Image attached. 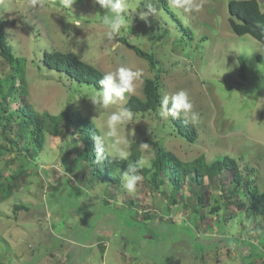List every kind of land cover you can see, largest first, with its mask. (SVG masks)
I'll list each match as a JSON object with an SVG mask.
<instances>
[{
    "label": "rangeland",
    "instance_id": "374dc122",
    "mask_svg": "<svg viewBox=\"0 0 264 264\" xmlns=\"http://www.w3.org/2000/svg\"><path fill=\"white\" fill-rule=\"evenodd\" d=\"M164 1L170 11L159 0L156 16L146 24L139 18L147 11L144 0H127L129 26L108 40L101 19L105 10L93 0H75L71 9L62 0H40L35 6L32 0H0L5 40L24 65L16 75L0 55V96L15 77L43 129L40 149L28 116L20 120L7 112L0 119L8 124L3 132L8 140L23 136L21 151H13L1 145L0 134V182L14 185L8 195L0 186V264H264L261 205L241 185L234 186L228 171L223 186L218 177L206 181L203 206L188 179L157 188L148 175L130 194L122 187V174L101 181L83 170V143L58 117L64 110H79L95 123L111 155L116 138L105 135L107 116L124 108L130 95L142 98L145 78L156 71L122 42L124 37L156 60L160 101L164 94L186 90L200 120L194 124L197 139L189 142L170 117L157 115L158 108L131 111L133 119L119 130L129 144L119 147L131 153L132 143L148 139L160 140L162 149L182 160L201 153L207 161L228 155L257 193H264V43L232 30L229 0H197L202 10L191 14H180ZM258 1L264 8V0ZM45 50L73 51L104 73L124 66L142 76L133 93L108 109L95 108L89 98L99 89L49 68L42 60ZM9 100L20 113V93ZM149 144L148 151L134 147L145 166H151L158 149ZM26 147L35 150L26 156L32 167L18 154ZM166 176L172 177L170 170ZM158 200L167 213L154 206ZM247 246L261 253L245 257Z\"/></svg>",
    "mask_w": 264,
    "mask_h": 264
},
{
    "label": "trees",
    "instance_id": "16d2710c",
    "mask_svg": "<svg viewBox=\"0 0 264 264\" xmlns=\"http://www.w3.org/2000/svg\"><path fill=\"white\" fill-rule=\"evenodd\" d=\"M164 7L169 11V7L166 2L163 0ZM228 11H229V23L232 30L238 35L249 34L258 41L264 43V8L261 7L258 0H229L228 2ZM172 16L175 15L172 13ZM128 48L132 49L138 56L147 59L151 66L156 70L153 77H146L143 83V97H138L134 94L130 95L127 101L124 103V108H127L133 112L147 111V110H156L160 104V93H159V72L160 70L156 69V60L153 55L147 51L142 50L140 47L135 45L133 42H128L124 37L122 38ZM0 55L8 61L14 68L15 74L20 75L23 72V60L19 57L14 56V53L7 45L4 36L3 23L0 20ZM43 62L51 69H55L61 72H64L69 77L77 80L78 82H85L92 84L94 87L100 89L99 80L105 74L99 70L96 66L88 63L84 60H81L77 54L73 51H48L45 50L43 53ZM241 69L243 70L245 64L242 59H239ZM242 76L243 72L241 71ZM24 86L22 83L17 84L15 77L10 81V84L4 94L0 96V119H3L4 114L8 112L10 118L15 115V118H20L21 116H28V123L34 124L33 134L36 147H42L43 143V129L40 124L41 119L40 115L31 107V105L24 99ZM19 92L24 104L21 107H17L20 110V113H15V109L10 107V96L14 93ZM170 107V105H169ZM15 113V114H14ZM58 117L66 120V124L71 126V133L77 134L82 143L84 154L82 160L86 163L83 170L92 174L95 178H99L101 181H108L111 176L114 179L118 180L120 174H122L128 167L136 164L139 161V156L134 147H136L141 142L151 143L155 146L158 145L160 140H148L141 139L138 142H134L131 145V153L127 160H121L118 157L105 154V157L100 159L97 162L96 154L94 150V136H100L99 129L95 123L82 115L79 110H64L58 114ZM170 120L176 126L178 134L183 136L189 142H194L197 139V129L196 126L192 123H184L181 119L173 120L170 117ZM74 126V128H73ZM0 134L5 140L2 143V146H8L9 150L21 151L18 147V142L21 141L22 135L17 137L18 141L14 139H7L4 136L3 132L8 128L7 122L0 121ZM77 128V129H75ZM69 133V130L66 132ZM8 143V145H6ZM157 152L154 155V159L151 163V166H138V173L141 175L142 179H146L150 175L152 182L158 188L161 185H167L170 183L171 186L177 187L180 185L184 179H188L190 184H192V190L195 195L196 201L200 206L204 204V188L207 186V180H213L219 178V181L223 179L224 171L230 173V178L235 183V187L241 185L245 189L246 194H251L255 201L260 203L262 213H264V193H257V189L249 178L246 175L241 173L238 168V164L232 157L228 155L218 156L211 161H207L204 154L201 153L190 160H182L177 155H175L170 150L162 149L161 145L157 146ZM35 152L34 148H25V153H18L22 159V164L26 166H34L32 161L26 159L27 154L32 155ZM88 162V163H87ZM88 165V166H87ZM172 173V177H167L166 173L169 171ZM119 172V173H117ZM164 175V176H163ZM15 180V179H13ZM167 182V183H166ZM221 186L223 182L221 181ZM3 185L2 190L5 194L13 189L11 182H0V186ZM223 199L227 201L226 193H222ZM176 197L172 198V201L175 202ZM254 201V200H253ZM131 202V201H130ZM158 202V203H157ZM255 205V202L252 206ZM162 213H167V209L164 207V203L161 200H158L154 203ZM199 210H194V214H198ZM221 227L224 226V220H220ZM142 224V221H140ZM199 223V222H198ZM148 224V223H147ZM196 226H198L196 224ZM177 238V236H176ZM238 240V239H234ZM203 246H199V249H202ZM244 253L245 257L250 255L260 254L256 248L247 246V250ZM249 264H256L250 261Z\"/></svg>",
    "mask_w": 264,
    "mask_h": 264
},
{
    "label": "clouds",
    "instance_id": "9594fccd",
    "mask_svg": "<svg viewBox=\"0 0 264 264\" xmlns=\"http://www.w3.org/2000/svg\"><path fill=\"white\" fill-rule=\"evenodd\" d=\"M40 3V0H32L33 6ZM75 0H62V5L66 9H71ZM94 4H98L105 12L101 15L102 24L105 26V36L108 40H114L125 25L129 26L128 3L127 0H93ZM159 0H144V6L147 11H141L139 18L146 24L149 16H156L158 8L156 5ZM170 6L174 9L181 10L183 13H196L202 10V3L197 0H168ZM142 76V71L132 70L131 68L121 66L115 71L107 72L99 80L101 86L89 99L95 108L108 109L110 105L116 103L117 100L125 98V94H131L135 91V85ZM170 105V107H169ZM157 115L164 120L171 117L173 120L181 119L184 123L196 124L200 120V115L194 110V105L186 90H178L173 94H164L158 106ZM133 119V113L127 108H119L117 111H112L106 120V133L108 137L116 138L112 145L111 155L118 157L121 160H127L130 152L119 145H128L129 140L119 136L121 127L126 128L128 122ZM131 134V133H130ZM94 150L97 162L105 157L106 146L104 140L100 136H94ZM140 148L143 150H151V145L146 142H141ZM147 163L145 160H139L136 164L128 167L122 173V187L128 193H134L137 183L142 180L138 173V166L142 167Z\"/></svg>",
    "mask_w": 264,
    "mask_h": 264
}]
</instances>
